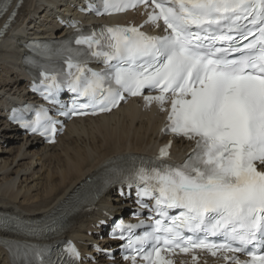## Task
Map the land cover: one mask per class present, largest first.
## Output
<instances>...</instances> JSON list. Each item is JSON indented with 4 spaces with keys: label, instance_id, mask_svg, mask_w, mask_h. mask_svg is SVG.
Returning a JSON list of instances; mask_svg holds the SVG:
<instances>
[{
    "label": "snow or ice",
    "instance_id": "6c2138e0",
    "mask_svg": "<svg viewBox=\"0 0 264 264\" xmlns=\"http://www.w3.org/2000/svg\"><path fill=\"white\" fill-rule=\"evenodd\" d=\"M103 3L109 13L151 7L146 23L159 27L162 21L165 34L118 26L78 34L74 42L81 47L58 50L67 70L41 72L44 99L59 103L56 94L66 85L77 99L61 114L87 115L84 109L111 111L124 94L143 95L146 104L156 102L167 112L165 131L194 141L182 163L166 162L169 143L159 150L158 163L128 177L138 197L155 201L151 211L159 218L151 231L127 237L133 255L125 258L173 264L178 250L192 253L196 262L199 250L221 253L226 264H264V0ZM90 60L106 70H92ZM80 97L86 102L78 103ZM55 125L40 109L23 126L54 135ZM142 225L121 230L131 233ZM71 255L79 257L74 248Z\"/></svg>",
    "mask_w": 264,
    "mask_h": 264
},
{
    "label": "bare ground",
    "instance_id": "6f19581e",
    "mask_svg": "<svg viewBox=\"0 0 264 264\" xmlns=\"http://www.w3.org/2000/svg\"><path fill=\"white\" fill-rule=\"evenodd\" d=\"M76 3L77 0H24L15 27L0 45V144H6L5 148L0 145V212L28 221L57 211L115 157L151 152L166 140L159 134L161 114L154 107L142 110L135 102L109 115L72 120L53 146L22 137L9 126V108L32 101L21 65V45L30 39H53L67 33L58 27L57 18L75 15L72 5ZM188 145L182 140L174 141L173 154ZM123 205L122 198L103 195L92 212H80L72 218L59 239L74 238L86 254L94 253V244L108 248L110 242L98 238L97 222L115 216ZM96 258L97 264H109L101 256ZM0 264H9L2 247Z\"/></svg>",
    "mask_w": 264,
    "mask_h": 264
},
{
    "label": "rangeland",
    "instance_id": "374dc122",
    "mask_svg": "<svg viewBox=\"0 0 264 264\" xmlns=\"http://www.w3.org/2000/svg\"><path fill=\"white\" fill-rule=\"evenodd\" d=\"M1 147L5 148L6 147V144H0ZM8 147V146H7Z\"/></svg>",
    "mask_w": 264,
    "mask_h": 264
}]
</instances>
